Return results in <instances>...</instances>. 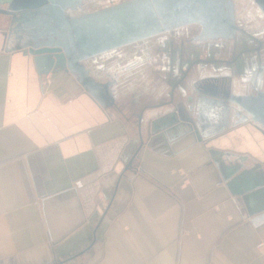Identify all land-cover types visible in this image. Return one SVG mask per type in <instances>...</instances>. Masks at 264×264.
<instances>
[{"label":"crops","instance_id":"obj_1","mask_svg":"<svg viewBox=\"0 0 264 264\" xmlns=\"http://www.w3.org/2000/svg\"><path fill=\"white\" fill-rule=\"evenodd\" d=\"M4 25L0 264H264L263 127L152 135L150 96L102 107L70 73L4 51Z\"/></svg>","mask_w":264,"mask_h":264},{"label":"flooded vegetation","instance_id":"obj_2","mask_svg":"<svg viewBox=\"0 0 264 264\" xmlns=\"http://www.w3.org/2000/svg\"><path fill=\"white\" fill-rule=\"evenodd\" d=\"M122 1L70 0L69 5L65 3L67 14L79 15ZM247 3L251 9L249 13H242V19L238 16L240 3L236 0H217L208 5L210 15L229 22L220 28L218 24L210 29L200 21L190 23L188 18L174 19L173 26L166 31L84 61L96 80L113 82L114 103L108 102L106 107L123 112L127 109L126 98L128 104H134L149 96L156 103L145 106L154 107L173 94L185 105L193 104L190 116L199 123L196 129L202 139L239 123H254L253 118L260 117L261 110L246 111L235 104L241 95L259 100L264 96V0H247ZM199 11L196 18L200 20L202 9ZM190 28L195 31L190 33ZM147 82L154 85L153 91L129 94L132 86ZM164 85H169V92L162 98L160 89ZM181 88L185 90L184 98L180 95ZM119 100L122 103H118ZM164 111L162 109L161 113Z\"/></svg>","mask_w":264,"mask_h":264},{"label":"water","instance_id":"obj_3","mask_svg":"<svg viewBox=\"0 0 264 264\" xmlns=\"http://www.w3.org/2000/svg\"><path fill=\"white\" fill-rule=\"evenodd\" d=\"M69 1L0 0V23L6 28L2 31V48L6 52L21 51L30 56L40 74L50 71L70 73L102 107H106L108 102L114 103L111 93L113 82L104 83L92 77L84 65L87 59L166 31L173 26L174 19L188 18L190 23L200 21L210 29L217 24V28L229 24L218 20L217 15L209 14L208 5L217 0H124L79 15L67 14ZM199 9H202L200 20L196 18ZM216 9L217 6L214 12ZM180 93L184 98L185 90L181 88ZM204 93L208 94V91ZM235 104L246 111L251 108L261 110L262 119L255 117L253 121L264 126V96L259 100L241 95ZM192 105H185L182 99L177 100L170 94L166 102L154 106L164 109L165 113H159L151 121L152 135L169 133L175 138L179 128L187 127L196 130L200 140L196 129L199 123L190 116L194 109ZM241 167L242 164L236 163L230 171ZM244 174H240L241 178Z\"/></svg>","mask_w":264,"mask_h":264},{"label":"rangeland","instance_id":"obj_4","mask_svg":"<svg viewBox=\"0 0 264 264\" xmlns=\"http://www.w3.org/2000/svg\"><path fill=\"white\" fill-rule=\"evenodd\" d=\"M236 1H238L240 4H239V7H238V16H241L242 15V13H249L250 12V6L248 5V3H247V0H243V1H241V0H236ZM242 18H244V16H241L240 17V19H242ZM258 23H259V21H258ZM251 28L254 30L255 28H254V26L252 25L251 26ZM190 33H192V32H194L195 31V29L194 28H190L189 30H188Z\"/></svg>","mask_w":264,"mask_h":264}]
</instances>
